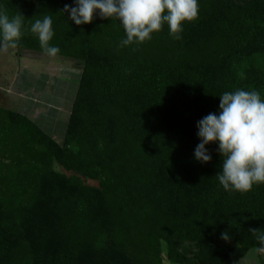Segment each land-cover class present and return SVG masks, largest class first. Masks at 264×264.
I'll return each instance as SVG.
<instances>
[{
  "label": "trees",
  "instance_id": "obj_1",
  "mask_svg": "<svg viewBox=\"0 0 264 264\" xmlns=\"http://www.w3.org/2000/svg\"><path fill=\"white\" fill-rule=\"evenodd\" d=\"M198 2L181 39L165 24L118 47V21L67 20L73 0H0L25 17L14 49L46 55L28 29L49 15V43L80 68L62 142L0 108V264H239L257 251L264 185L226 192L217 145L206 164L194 149L221 93L264 97V0Z\"/></svg>",
  "mask_w": 264,
  "mask_h": 264
},
{
  "label": "clouds",
  "instance_id": "obj_2",
  "mask_svg": "<svg viewBox=\"0 0 264 264\" xmlns=\"http://www.w3.org/2000/svg\"><path fill=\"white\" fill-rule=\"evenodd\" d=\"M75 25L90 24L97 17L116 20L124 31L118 47L140 45L167 25L173 39H181L186 23L198 19V0H73L62 11ZM24 15L10 16L0 9V51L16 48L23 35ZM34 34L44 54L56 57L59 48L49 42L54 36L52 18L43 15L28 29ZM218 112L209 113L197 121L200 140L194 149V159L201 164L212 160L208 145L215 143L221 157L215 175L226 192L247 193L254 186L264 185V97L256 90L243 88L225 91L219 96ZM264 252V229L250 228ZM224 241L232 238L228 231Z\"/></svg>",
  "mask_w": 264,
  "mask_h": 264
},
{
  "label": "rangeland",
  "instance_id": "obj_3",
  "mask_svg": "<svg viewBox=\"0 0 264 264\" xmlns=\"http://www.w3.org/2000/svg\"><path fill=\"white\" fill-rule=\"evenodd\" d=\"M77 64L14 48L0 51V107L34 115L48 134L62 142L80 75ZM245 260L239 264H264V252L253 250Z\"/></svg>",
  "mask_w": 264,
  "mask_h": 264
},
{
  "label": "crops",
  "instance_id": "obj_4",
  "mask_svg": "<svg viewBox=\"0 0 264 264\" xmlns=\"http://www.w3.org/2000/svg\"><path fill=\"white\" fill-rule=\"evenodd\" d=\"M29 55V54H28ZM10 86H7L6 88L8 89ZM4 98L3 97H1V100H3ZM1 103V102H0ZM72 106V105H71ZM0 108H5V106L3 107H0ZM6 109H8V108H6ZM71 110V109H70ZM15 111V110H14ZM70 114V113H69ZM28 116V115H27ZM34 116V115H33ZM33 116H29L30 118H32L36 123H37V121H36V119H35V117H33ZM37 116H39V113L37 114ZM54 138V137H53ZM248 257V256H247ZM243 261H246L245 259L243 260Z\"/></svg>",
  "mask_w": 264,
  "mask_h": 264
}]
</instances>
